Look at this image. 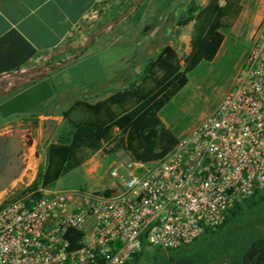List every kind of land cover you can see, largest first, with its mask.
I'll return each instance as SVG.
<instances>
[{"label":"built area","instance_id":"2783aa9c","mask_svg":"<svg viewBox=\"0 0 264 264\" xmlns=\"http://www.w3.org/2000/svg\"><path fill=\"white\" fill-rule=\"evenodd\" d=\"M120 165L110 193L53 190L0 203V264H125L142 248L192 242L264 188V21L214 109L164 157ZM70 229L82 231L76 248Z\"/></svg>","mask_w":264,"mask_h":264},{"label":"trees","instance_id":"16d2710c","mask_svg":"<svg viewBox=\"0 0 264 264\" xmlns=\"http://www.w3.org/2000/svg\"><path fill=\"white\" fill-rule=\"evenodd\" d=\"M241 10L240 0H208L204 5L196 0L187 2L175 24L181 28L191 23L189 52L181 58L174 46L165 43L147 63L138 82L94 102L74 99L61 112L64 124L47 145L45 162L34 178L2 203L22 199L28 204L99 151L112 156L123 148L133 160L142 162L164 157L178 137L163 123L159 111L187 83L192 69L216 56L229 21ZM9 151L10 142L0 137V165ZM261 207L264 188L235 202L220 225L206 227L192 242L168 250L142 248L125 264H212L220 260L264 264V236L235 234L251 219V212ZM229 227L235 232L226 234ZM81 236L82 231L68 230L69 248L78 247Z\"/></svg>","mask_w":264,"mask_h":264},{"label":"crops","instance_id":"0c3cea01","mask_svg":"<svg viewBox=\"0 0 264 264\" xmlns=\"http://www.w3.org/2000/svg\"><path fill=\"white\" fill-rule=\"evenodd\" d=\"M147 1L0 0V127L7 128V132L13 127L34 132L28 145L32 179L45 162L47 145L54 141L64 124L61 112L74 99L87 98L94 102L139 81L142 73L136 71L131 75L129 71L114 69V59L110 65L105 63L106 66L97 62L96 76L78 69L75 59L83 58L105 36V48H108L123 33H136L133 28L123 31L115 28L128 15L146 6ZM96 15L95 23L90 21L85 25L88 17ZM155 17L158 20L154 21ZM163 18L162 11L150 17L141 12L137 27L138 31L142 29L141 38L133 37L137 40L134 51L124 62L137 66L136 55L155 53L148 63L165 45L157 44L153 37L167 29L175 36L176 24L163 30ZM73 31L80 35L78 42L71 40ZM121 60L124 59L119 58L118 62ZM95 155L82 164L92 163L88 172H93L99 164L94 161Z\"/></svg>","mask_w":264,"mask_h":264},{"label":"rangeland","instance_id":"374dc122","mask_svg":"<svg viewBox=\"0 0 264 264\" xmlns=\"http://www.w3.org/2000/svg\"><path fill=\"white\" fill-rule=\"evenodd\" d=\"M189 1L148 0L146 6L143 5L136 12L128 15L125 22L115 28L116 31L133 28L136 33H123L122 38L113 46H107L108 48H105L107 36L103 37L96 46L88 50V54H84L83 58L75 59L78 69L87 75L93 74L96 76V74L98 75L96 72L98 69L97 62L100 63L101 61L106 66V64L110 65L112 59H114V69L119 68L121 72L129 71L131 75H134L136 71L142 73L148 59L152 58L155 53L136 55L139 62L137 66H131L124 62L127 58H130L134 51L137 40H133V37L138 40L141 38L142 29L141 31L137 29L141 12L144 11L150 17L162 11L164 17L162 19V29L164 30L166 27H172L173 23L175 24L180 12ZM196 2L204 5L208 0H196ZM240 3L242 10L229 21L230 26L225 31V39L216 56L210 61H201L192 69L188 73L187 83L159 111L163 123L177 137L186 133L218 104L230 87L234 75L252 45L255 33L264 21V0H240ZM97 16L95 18L88 17L85 20V25L89 24L90 21L95 23L98 19ZM156 20H158L157 17L154 21ZM190 29L191 23L181 28L176 26L175 36L167 29L162 33H157L153 39L157 41V44L171 43L178 50L180 57L183 58L189 52ZM79 38V33L76 34L73 31L71 34L73 43L78 42ZM119 58L124 60L118 62ZM66 69L68 68L64 70L66 71ZM59 86H62V84H59ZM33 136V131L23 127H13L11 131L0 135V137L10 142V151L4 164L0 165V203L12 197L16 190L23 188L32 180V163L28 157V145ZM94 161L99 164L93 172L87 171L92 163L84 164L61 176L54 183L52 189L116 190L119 185V178L113 177L110 171L113 167H118L120 174L125 173L124 168L120 165V158L117 155L110 156L103 151H99L96 153ZM227 230L226 234L235 232L230 227ZM235 234L240 236H264V207L252 211L251 219L240 226Z\"/></svg>","mask_w":264,"mask_h":264},{"label":"water","instance_id":"95a60500","mask_svg":"<svg viewBox=\"0 0 264 264\" xmlns=\"http://www.w3.org/2000/svg\"><path fill=\"white\" fill-rule=\"evenodd\" d=\"M116 155L124 163H127L128 161L132 160V156L127 151H125V149L123 148L117 151Z\"/></svg>","mask_w":264,"mask_h":264}]
</instances>
